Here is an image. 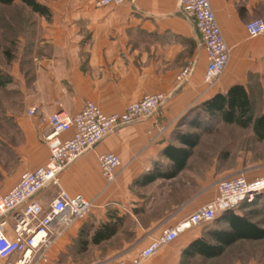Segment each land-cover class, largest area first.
I'll list each match as a JSON object with an SVG mask.
<instances>
[{"label": "crops", "instance_id": "crops-1", "mask_svg": "<svg viewBox=\"0 0 264 264\" xmlns=\"http://www.w3.org/2000/svg\"><path fill=\"white\" fill-rule=\"evenodd\" d=\"M96 1L47 2L52 17L48 22L43 18V51L35 59L36 70L29 79L32 82L25 100L27 110L36 106L38 112L35 116L23 112L14 116L22 140L9 146L17 158L11 170L5 166L3 152L7 147L0 139V193H8L23 173L44 166L48 160L50 150L44 136L50 114L65 111L74 115L86 101L113 114L147 94L161 93L168 99L154 116L118 129L59 175L62 189L72 196L83 195L94 207L86 220L61 235L56 227L47 251L43 256L37 254L29 264H115L120 258L131 259L163 229L176 227L213 201L218 195L217 184L228 177L197 172L190 163L193 157L175 178L161 176L147 184L145 178L165 173L172 166L164 150L171 145L182 146L175 140L176 133L182 131L176 128L178 122L217 93H227L234 85L247 87L250 69L262 66L264 37L249 38L246 23L258 16L264 19V0H210L232 54L226 73L211 85L204 82L205 48L194 23L180 11L182 0H136L98 8ZM191 66L192 74L179 84V76ZM73 134L72 130L62 138L70 139ZM102 153L118 155L122 160L117 179L111 184L101 174L98 157ZM243 174L253 179L263 176L264 169L260 173L243 170ZM58 193L57 187L48 185L33 199L46 211ZM253 205L243 204L234 214L244 216ZM23 208L3 217L10 237H15L16 215ZM113 215L126 218L118 234L93 243L96 228ZM252 221L258 222L254 217ZM204 227L181 234L143 264L203 260L197 256L188 263L183 251L202 237ZM215 227L226 228L227 224ZM18 258L15 254L0 264H15Z\"/></svg>", "mask_w": 264, "mask_h": 264}, {"label": "built area", "instance_id": "built-area-1", "mask_svg": "<svg viewBox=\"0 0 264 264\" xmlns=\"http://www.w3.org/2000/svg\"><path fill=\"white\" fill-rule=\"evenodd\" d=\"M127 1L136 2L97 0L96 7L121 6ZM180 11L194 23L202 40L207 55L204 82L211 85L227 70L232 55L231 49L224 39L210 0H182ZM246 31L251 39L264 36V19L249 21L246 23ZM192 71V66L187 68L179 76V84L187 81ZM167 99L168 95L165 94H147L139 101L131 103L123 112L113 114H106L95 102L86 101L82 110L74 115L65 111L50 114L47 117L49 130L44 136L50 150L48 160L44 166L23 173L16 186L8 193H0V260L19 254L15 264H29L37 254L43 256L47 251L52 244V234L56 227L60 229L61 235L75 223L86 220L94 204L81 194L72 196L62 189L59 175L106 137L115 134L118 129L154 116ZM37 112L36 106L28 110L32 116ZM72 130L74 132L72 138H62ZM98 160L105 180L109 184L115 182L117 170L122 164L119 156L102 153ZM48 185L57 187L59 193L45 211L33 198ZM217 186L218 195L213 201L193 212L176 227L163 229L162 234L153 238L135 257L120 258L115 264H143L164 245L176 241L181 234L207 226L223 213L235 211L243 204L253 203L258 196L264 195V175L247 179L244 174H238L220 180ZM22 206H24L22 212L16 215L15 237H10L4 230L6 222L3 217Z\"/></svg>", "mask_w": 264, "mask_h": 264}, {"label": "rangeland", "instance_id": "rangeland-1", "mask_svg": "<svg viewBox=\"0 0 264 264\" xmlns=\"http://www.w3.org/2000/svg\"><path fill=\"white\" fill-rule=\"evenodd\" d=\"M48 1L52 3L56 0H40L44 4ZM43 18L20 4L10 8L0 6V81L3 82L0 86V139L4 140L3 144L7 147L4 146L6 150L3 156L8 170L15 167L17 159L14 149L9 146L22 140L14 116L22 112L29 114L25 100L27 88L32 82L29 79L36 70L35 59L40 58L43 51L40 45L44 32ZM245 83L253 98L256 114L264 113V58L260 68L250 69ZM195 119L197 114H190L187 119L178 122L176 128L201 135V143L190 162L197 167V172L205 176L213 174L214 177L231 178L243 174V170L256 173L263 171L264 142L254 140L251 128L245 130L235 125H225L207 116L201 117V128H194L190 123L195 122ZM260 209L261 204H257L253 205L251 211ZM254 219L264 228V215L254 216ZM209 227L202 230L206 232ZM193 264H264V240L237 242L221 258L197 260Z\"/></svg>", "mask_w": 264, "mask_h": 264}, {"label": "trees", "instance_id": "trees-1", "mask_svg": "<svg viewBox=\"0 0 264 264\" xmlns=\"http://www.w3.org/2000/svg\"><path fill=\"white\" fill-rule=\"evenodd\" d=\"M17 4L26 7L32 14L51 19L50 8L40 0H0V6L10 8ZM28 76V75H27ZM3 82L0 81V86ZM253 98L248 87L234 85L227 93H217L212 99L203 102L191 110L197 114L195 122L190 123L194 128H201V117L207 116L216 122H223L226 125H235L241 129H252L253 138L258 143L264 142V113L257 115L254 110ZM189 117V116H188ZM187 119V117L185 118ZM184 120V119H183ZM181 120V122L183 121ZM198 121V122H197ZM175 140L182 146H169L164 150V155L169 158L172 165L165 173L148 174L145 183H150L158 177L175 178L183 171L194 155L195 149L200 145L201 135L196 132L178 131ZM264 199V195L258 196L251 204H257ZM264 215V202L259 211H250L244 216L234 214V211L225 212L210 226L202 237L193 240L184 249L183 257L188 263L195 257L203 260H215L221 258L229 248L240 241L264 240V229L258 222L252 221V217ZM110 221L101 223L95 230L93 243L99 244L116 236L119 228L123 225L125 216H110ZM226 223V228L218 229L215 225Z\"/></svg>", "mask_w": 264, "mask_h": 264}]
</instances>
